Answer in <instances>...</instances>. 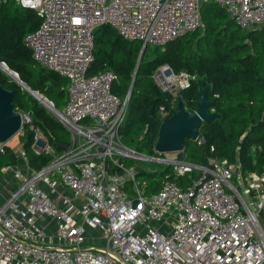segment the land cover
Returning <instances> with one entry per match:
<instances>
[{
    "label": "built area",
    "instance_id": "obj_1",
    "mask_svg": "<svg viewBox=\"0 0 264 264\" xmlns=\"http://www.w3.org/2000/svg\"><path fill=\"white\" fill-rule=\"evenodd\" d=\"M17 1L40 18L25 38L35 62L66 78L68 97L55 115L71 140L57 151L19 110L21 129L28 123L34 132L35 152L52 158L38 169L22 145L15 148L19 161L2 169L13 171L15 184L0 200V264H264V170L244 169L240 158L210 155L201 164L176 156L168 159L176 179L148 194L137 165L121 161L143 156L121 141L128 100L112 89L117 73L89 71L101 25L165 49L204 26L207 2L253 28L264 25V0ZM154 76L175 94L193 78L169 65ZM188 174L191 181H177Z\"/></svg>",
    "mask_w": 264,
    "mask_h": 264
},
{
    "label": "trees",
    "instance_id": "obj_2",
    "mask_svg": "<svg viewBox=\"0 0 264 264\" xmlns=\"http://www.w3.org/2000/svg\"><path fill=\"white\" fill-rule=\"evenodd\" d=\"M201 15L203 27L171 41L165 49L154 45V57L146 59L149 44L146 46L128 100L127 119L121 126V134L137 128L142 135L139 142L147 146L148 154L161 156L155 151L158 129L165 116L161 106H165L168 115L173 114L177 109V100L173 98L177 95V99H184L188 108L195 109L200 100L197 80L206 78L210 85L209 99L215 100L210 107L215 116L208 122H202L198 136L193 139L197 147L191 151L190 160L206 164L210 155L227 156L240 158L244 169L262 171L264 25L242 28L215 2L205 3ZM39 24L36 11L23 7L17 0H3L0 4V62L16 70L30 87L53 100L54 94L65 96L66 89L61 86L66 78L42 65L38 68L32 51L25 43L27 34ZM142 46V41L127 40L110 25H101L94 31V60L89 71L114 70L117 78L112 89L124 99L129 92ZM164 65H169L176 72H190L193 75L191 85L181 88L176 94L165 90L154 76L155 71ZM1 83L8 88L16 87L15 109L28 112L57 151L64 149L57 143H70V132L65 124L3 68H0ZM22 132L30 161L39 169L51 160L52 154L35 152L34 132L28 123L24 124ZM202 136L204 141L198 142ZM136 149L144 152L140 144ZM177 157H183L181 151ZM18 161L15 148L6 144L5 151L0 150V173L4 167ZM161 166L160 169L138 170V174L146 172L152 177L146 192L148 188L151 193L158 190L167 178L176 179L172 175L171 163ZM188 177H180L177 181L184 184Z\"/></svg>",
    "mask_w": 264,
    "mask_h": 264
},
{
    "label": "water",
    "instance_id": "obj_3",
    "mask_svg": "<svg viewBox=\"0 0 264 264\" xmlns=\"http://www.w3.org/2000/svg\"><path fill=\"white\" fill-rule=\"evenodd\" d=\"M189 33V32H187ZM185 33V34H187ZM147 44L144 43L137 61V66L133 73V80L129 89L126 99L129 100L132 88L135 83V79L138 74L139 66L144 57ZM0 68H3L10 76H12L19 84L25 87L29 92L35 95L44 105H46L54 114L59 109L54 106L47 97L40 93L38 90L30 87L20 76L19 73L9 68L4 62H0ZM200 86L198 97L200 98L195 109L188 108L185 105V101L182 97L177 100V109L171 115L163 117L155 143L156 150L160 153L168 151L180 152L186 149L187 139H195L200 131V126L203 121H210L215 113L211 110V106L215 103L214 99H209L208 89L210 85L207 84L206 78L197 80ZM16 87L8 88L3 83L0 84V142H7L12 136H14L23 126L22 113L15 109L14 97L16 94ZM99 121V118H96ZM41 145H45L46 139L41 138L38 140ZM58 146L63 148L68 147V143H57ZM143 158L149 156L142 152H139ZM157 159L167 160L169 158H163L157 156Z\"/></svg>",
    "mask_w": 264,
    "mask_h": 264
},
{
    "label": "rangeland",
    "instance_id": "obj_4",
    "mask_svg": "<svg viewBox=\"0 0 264 264\" xmlns=\"http://www.w3.org/2000/svg\"><path fill=\"white\" fill-rule=\"evenodd\" d=\"M154 48L155 46L154 45H151L149 44L148 45V50H147V55H146V59L147 58H152L155 56L154 53ZM38 68L41 67L40 64L37 65ZM156 72V71H155ZM64 77V76H63ZM156 78V77H155ZM157 80V78H156ZM66 83V81H65ZM64 83V84H65ZM173 89V88H172ZM42 93V92H40ZM44 94V93H42ZM45 95V94H44ZM46 96V95H45ZM47 97V96H46ZM53 100L48 98L47 99L49 101H53L55 104H57V107L60 108V109H63L64 108V105L66 103V100H67V97H68V94L67 92L65 91V96L64 97H60L59 95L57 94H54L53 96ZM41 102V101H40ZM52 112V111H51ZM126 119H127V116L123 122V124H125L126 122ZM26 124V123H25ZM68 129V128H67ZM23 129H20L19 132H17L14 136H12L7 142H5L6 144H9V145H12L13 148H18L22 145H24L25 143V140H24V137L22 136L23 132H22ZM69 130V129H68ZM70 132V130H69ZM70 137H71V132H70ZM142 135L140 134V131L137 129V128H134L133 130H131L130 132L128 133H125V134H121V141L124 143V144H127L129 146H133L135 148H138L139 144L141 146V148L144 150L143 151H140L139 152H142L144 154H147L149 156H154V155H150L148 154V148L146 145H144L142 142H139V140L141 139ZM197 147L195 141L193 139L189 140L188 143L186 144V149L184 151H181L182 154H183V157H186L188 159H191L192 156L190 155L191 154V151ZM155 151L156 148H155ZM158 152V151H157ZM160 153V152H159ZM162 155L159 156V157H163V158H174L178 155V152H172V151H168V152H165V153H161ZM121 161L126 165V166H133V165H137L138 168H142V169H145V170H152V169H160L162 166V164H165V163H170L167 160H161V159H157V156H154V158H151V157H147V158H143V159H138L136 157H123L121 158ZM0 175H3V171L0 173ZM189 177L187 178V181L184 182L187 183L189 181L192 180V177H190V174H188ZM197 174H194V176H196ZM137 179L138 181L140 182H145L146 184L147 183H150L152 177L150 174L146 173V172H141L137 175ZM150 190V188H148V191ZM148 194H150L151 192H148ZM8 193V192H7Z\"/></svg>",
    "mask_w": 264,
    "mask_h": 264
},
{
    "label": "crops",
    "instance_id": "obj_5",
    "mask_svg": "<svg viewBox=\"0 0 264 264\" xmlns=\"http://www.w3.org/2000/svg\"><path fill=\"white\" fill-rule=\"evenodd\" d=\"M12 146V145H11ZM140 168H138L139 170ZM15 184V179L12 170L3 171L0 175V200H2L7 192H9Z\"/></svg>",
    "mask_w": 264,
    "mask_h": 264
},
{
    "label": "snow or ice",
    "instance_id": "obj_6",
    "mask_svg": "<svg viewBox=\"0 0 264 264\" xmlns=\"http://www.w3.org/2000/svg\"><path fill=\"white\" fill-rule=\"evenodd\" d=\"M79 21H77V23H78Z\"/></svg>",
    "mask_w": 264,
    "mask_h": 264
}]
</instances>
